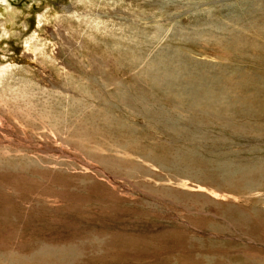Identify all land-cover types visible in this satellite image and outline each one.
I'll return each mask as SVG.
<instances>
[{"label": "rangeland", "instance_id": "obj_1", "mask_svg": "<svg viewBox=\"0 0 264 264\" xmlns=\"http://www.w3.org/2000/svg\"><path fill=\"white\" fill-rule=\"evenodd\" d=\"M7 3L0 264H264V0Z\"/></svg>", "mask_w": 264, "mask_h": 264}, {"label": "bare ground", "instance_id": "obj_2", "mask_svg": "<svg viewBox=\"0 0 264 264\" xmlns=\"http://www.w3.org/2000/svg\"><path fill=\"white\" fill-rule=\"evenodd\" d=\"M8 0H0V12H1V9L3 8V7H5L6 8V6L8 5ZM2 6V7H1ZM9 10V9H8ZM11 12V11H10ZM11 18V17H10ZM9 20V19H8ZM12 21V20H11ZM1 69H3V70H6L7 69V67H6V65H4V66H1ZM216 91V90H215ZM258 97V96H257ZM256 99V98H255ZM247 100V99H246ZM145 101V100H144ZM256 101H258V100H256ZM260 102V101H259ZM255 104V103H254ZM260 104V103H259ZM259 104H258V106H259ZM218 108V107H217ZM218 110V109H217ZM251 110V109H250ZM255 110V109H254ZM242 114V113H241ZM260 117V116H259ZM238 118V117H237ZM264 125V124H263ZM260 127H261V125H260ZM263 127V126H262ZM263 132V131H262ZM263 135V134H262ZM264 138V137H263ZM229 149V148H228ZM214 174V173H213ZM222 174V173H221ZM242 193V192H241Z\"/></svg>", "mask_w": 264, "mask_h": 264}, {"label": "water", "instance_id": "obj_3", "mask_svg": "<svg viewBox=\"0 0 264 264\" xmlns=\"http://www.w3.org/2000/svg\"><path fill=\"white\" fill-rule=\"evenodd\" d=\"M217 2H211V3H208L207 5H213V4H216Z\"/></svg>", "mask_w": 264, "mask_h": 264}]
</instances>
